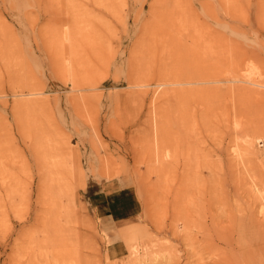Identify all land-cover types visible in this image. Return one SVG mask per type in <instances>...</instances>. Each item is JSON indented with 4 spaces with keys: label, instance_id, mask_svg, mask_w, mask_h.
<instances>
[{
    "label": "rangeland",
    "instance_id": "374dc122",
    "mask_svg": "<svg viewBox=\"0 0 264 264\" xmlns=\"http://www.w3.org/2000/svg\"><path fill=\"white\" fill-rule=\"evenodd\" d=\"M263 250L264 0H0V264Z\"/></svg>",
    "mask_w": 264,
    "mask_h": 264
},
{
    "label": "bare ground",
    "instance_id": "6f19581e",
    "mask_svg": "<svg viewBox=\"0 0 264 264\" xmlns=\"http://www.w3.org/2000/svg\"><path fill=\"white\" fill-rule=\"evenodd\" d=\"M247 83V82H246ZM248 83H250V82H248ZM253 84V83H252ZM250 85V84H249ZM250 194V193H249ZM260 209V208H259ZM239 211H240V209H239ZM241 211H242V209H241ZM246 210L244 209V212H245ZM261 211H259V213H260ZM230 213V212H229ZM239 213H241V212H239ZM246 213V212H245ZM262 213V212H261ZM243 214V213H242ZM263 215V214H262ZM235 216H236V214H235ZM247 216V215H246ZM231 217H233L234 218V216H231ZM248 217V216H247ZM227 218H228V216H227ZM233 220V219H232ZM235 220V219H234ZM237 220V219H236ZM240 220V219H239ZM242 220H240V222H241ZM230 222H231V220H230ZM233 222V221H232ZM239 222V224H241ZM228 223V222H227ZM234 224V223H233ZM249 224V223H248ZM229 225V224H228ZM260 225V224H259ZM246 226V223L244 222V220H243V225H241L240 226V230H243V228ZM255 226H256V224H255ZM248 228V227H247ZM252 228V227H251ZM250 228V229H251ZM234 229H235V227H234ZM259 229V228H258ZM240 230H238V232H237V234H241V231ZM260 230H261V228H260ZM251 231V230H250ZM210 232V231H209ZM219 232H220V230H219ZM224 233V232H223ZM222 235V232H220L218 235ZM232 234V233H231ZM230 234V235H231ZM214 235V234H213ZM211 236H212V234H211ZM251 237V236H250ZM250 237H247V238H249V239H252V238H250ZM211 238V237H210ZM228 238H229V236H228ZM255 238V237H254ZM222 239H224V238H222ZM214 240V239H213ZM229 240V239H228ZM247 240V239H246ZM254 240V239H253ZM223 241V240H222ZM211 242H212V239H211ZM219 242H221V241H219ZM226 242V241H225ZM213 243V242H212ZM222 243V242H221ZM227 244V243H226ZM233 244V243H232ZM237 244V243H236ZM228 245V244H227ZM237 246V248H238V245H236ZM251 246V245H250ZM241 247V246H240ZM239 247V248H240ZM258 247V246H257ZM249 248V247H248ZM255 250V249H254ZM240 251H242V248H241V250ZM245 251V250H244ZM264 251V250H263ZM239 252V251H238ZM240 253V252H239ZM262 253V252H261ZM240 255H241V253H240ZM253 255H256V254H253ZM252 256L250 255V258H251ZM254 259V258H253ZM255 260L256 259H254V261L252 262V263H254L255 262ZM264 261V260H263Z\"/></svg>",
    "mask_w": 264,
    "mask_h": 264
},
{
    "label": "crops",
    "instance_id": "0c3cea01",
    "mask_svg": "<svg viewBox=\"0 0 264 264\" xmlns=\"http://www.w3.org/2000/svg\"><path fill=\"white\" fill-rule=\"evenodd\" d=\"M122 197L123 196H120V199ZM121 213H122V210L119 207L116 208V206H113L112 209H111V211L108 212V214H110L113 217L114 220L119 219L117 217L122 216Z\"/></svg>",
    "mask_w": 264,
    "mask_h": 264
}]
</instances>
